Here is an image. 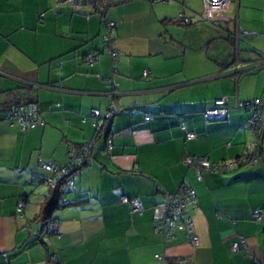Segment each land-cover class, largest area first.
Returning a JSON list of instances; mask_svg holds the SVG:
<instances>
[{
	"label": "crops",
	"instance_id": "crops-1",
	"mask_svg": "<svg viewBox=\"0 0 264 264\" xmlns=\"http://www.w3.org/2000/svg\"><path fill=\"white\" fill-rule=\"evenodd\" d=\"M147 2L117 3L101 16L55 0H0V264H264V145L247 125L250 109L236 105L264 100V63L254 64L264 57V0H231L216 23L199 17L202 2L175 0L170 11ZM180 13L190 23L177 21ZM107 19L115 63L103 41ZM24 85L31 90L17 89ZM221 97L227 117L206 119ZM30 100L35 127L10 125L8 106ZM111 108L119 111L109 116ZM91 142L69 202L43 233L52 189L38 176L54 173L41 165L61 168L71 147ZM254 144L252 162L201 180L182 160L240 159ZM180 185L196 192L187 213L197 247L182 229L169 241L154 231L163 192ZM123 196L138 197L143 212ZM241 237L249 254L231 250Z\"/></svg>",
	"mask_w": 264,
	"mask_h": 264
},
{
	"label": "built area",
	"instance_id": "built-area-1",
	"mask_svg": "<svg viewBox=\"0 0 264 264\" xmlns=\"http://www.w3.org/2000/svg\"><path fill=\"white\" fill-rule=\"evenodd\" d=\"M57 3L62 5H69L73 11L77 13H98L104 16L106 10L117 3H122L130 0H55ZM149 2H162L165 0H146ZM202 10L199 17L208 22L216 23L226 18V14L229 12L231 0H201ZM179 19L184 20L186 23L189 19L184 17L182 13L178 15ZM115 26L114 21L107 20L106 27L107 33L103 35V41L108 49V53L111 57L112 63H115L119 58V50L114 45V40L112 38L113 27ZM97 55L95 53H90L86 56L85 61L87 64L91 65L96 60ZM237 60L233 63L238 65ZM264 63V57H259L255 60L256 65H261ZM233 78L237 79L239 73L237 68L233 71ZM146 71L144 74L146 75ZM237 106L247 107L250 109L251 114L247 120V125L250 127L254 135H257L258 130L262 123H264V100L260 98H255L252 100L239 101L236 103ZM119 110L117 108H111L109 110V116L114 115ZM229 106L225 97L217 98L214 101L212 107L207 108L205 112V117L208 120L214 119H225L228 115ZM151 115H147L146 118L149 119ZM5 119L10 123V125L17 124L20 128H32L38 123V109L35 106H30L26 109H19L15 107L12 111H9L5 115ZM184 127V123H181ZM101 129L100 124H96V130ZM186 137L188 139L195 138V133L187 131ZM110 147V146H109ZM252 148L250 159L254 160L257 152V145L254 144L250 146ZM241 159V158H240ZM240 159H230L221 162H210L204 156L197 155H185L183 157V163L189 167H193L196 172V177L198 180L202 179V175L206 172H217L223 173L226 171H232L239 164ZM81 161V154L71 151L70 153V164L66 167H59L53 162L43 163L44 169L53 172L52 176L40 175V180L44 181L51 186H56L60 178L66 179V182L61 184V190L69 191L74 188V174L78 172L77 170L70 171V168H74L73 164ZM246 157L241 159V162H245ZM122 200L130 204L131 210L134 212H142L143 205L138 198H128L123 196ZM196 204V192L188 185H180L175 191H164L160 201L161 212L155 218L154 231L160 234L165 241H169L173 238L174 233L178 229H182L186 232L188 243L197 247L200 243L199 236L194 230V224L192 217L188 215L187 209ZM21 209V208H19ZM257 219L260 217L259 214L255 216ZM43 233H47L46 228L42 230ZM231 250L237 252L243 250L246 254H249V249L246 241L243 237L239 240L234 241L231 244Z\"/></svg>",
	"mask_w": 264,
	"mask_h": 264
},
{
	"label": "trees",
	"instance_id": "trees-1",
	"mask_svg": "<svg viewBox=\"0 0 264 264\" xmlns=\"http://www.w3.org/2000/svg\"><path fill=\"white\" fill-rule=\"evenodd\" d=\"M177 21H181L183 23H186L184 20L179 19V18L177 19ZM189 23H190V21H189ZM17 89H28V91H29V90H31V86L24 85V86L18 87ZM30 106H35L36 107L35 103L33 101H31V100L27 101V102H25V101L24 102L16 101L15 103H13L10 106H8V108L4 112V118H5L6 113H8L9 111H12L15 107H17V108H19L21 110V109H26V108H28ZM38 113H39V110H38ZM256 139L258 140V146L260 147V150H262V145H264V123L261 124V126H260V128L258 130ZM92 145H93V143L91 142V143H82V144L78 145L77 147H71L69 149V151H68V160H67L66 164L64 166H62V167H66V166H68L70 164V153H71V151H74L76 153H80L81 154V161L73 164L74 168H70V171H71V169L72 170L75 169V170L79 171L82 167H84L88 163L89 153H90V150L92 149ZM250 155H251V151L247 150V152L245 154H243L242 157H240V158L242 159L243 157H246V161L245 162H252L251 159L249 158ZM241 159H240V163H242ZM41 167L43 168L42 165H41ZM40 175H42V174H40ZM40 175L38 176V178L40 177ZM63 177L59 179L58 184L55 187L51 186L50 184L45 183V185L48 186L50 188V190L52 189L51 190L52 191V197L48 200V202H46L43 205V208H42V220H43V223H42V226H41V230L46 228V230L48 232L49 231L48 230L49 225L53 221V219L51 218L52 212L56 208L62 207L63 205H65L66 202H69V200L66 199V196H67V194L71 193L74 188L69 190V191L61 190V184L66 182V179H63ZM125 197H127V196H125ZM128 198H138V197H128ZM126 203H128V202H126ZM129 206H130V204H129ZM143 209H144V207H143ZM142 212H134V213L141 214ZM53 258H55V257H53Z\"/></svg>",
	"mask_w": 264,
	"mask_h": 264
},
{
	"label": "rangeland",
	"instance_id": "rangeland-1",
	"mask_svg": "<svg viewBox=\"0 0 264 264\" xmlns=\"http://www.w3.org/2000/svg\"><path fill=\"white\" fill-rule=\"evenodd\" d=\"M177 1H180V0H177ZM192 2H194L195 4H198L200 6V0H191ZM175 0H169L167 3H150V2H147L148 5H151V6H155L156 8L158 9H162V10H165V11H170L172 10V3H174ZM198 7V6H197ZM177 14V13H176ZM177 17V15H176ZM177 19V18H176ZM197 27H199V24H197Z\"/></svg>",
	"mask_w": 264,
	"mask_h": 264
},
{
	"label": "water",
	"instance_id": "water-1",
	"mask_svg": "<svg viewBox=\"0 0 264 264\" xmlns=\"http://www.w3.org/2000/svg\"><path fill=\"white\" fill-rule=\"evenodd\" d=\"M49 264H54V263H49Z\"/></svg>",
	"mask_w": 264,
	"mask_h": 264
}]
</instances>
